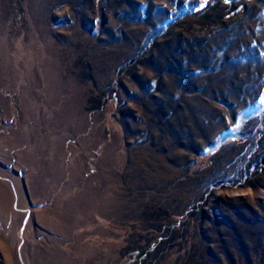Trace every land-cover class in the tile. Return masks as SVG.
Returning a JSON list of instances; mask_svg holds the SVG:
<instances>
[{
    "label": "rangeland",
    "instance_id": "1",
    "mask_svg": "<svg viewBox=\"0 0 264 264\" xmlns=\"http://www.w3.org/2000/svg\"><path fill=\"white\" fill-rule=\"evenodd\" d=\"M0 264H264V0H0Z\"/></svg>",
    "mask_w": 264,
    "mask_h": 264
}]
</instances>
